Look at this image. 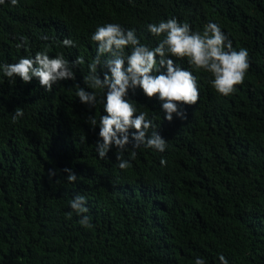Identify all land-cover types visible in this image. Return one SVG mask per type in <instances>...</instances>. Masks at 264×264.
I'll return each instance as SVG.
<instances>
[{"label":"trees","instance_id":"16d2710c","mask_svg":"<svg viewBox=\"0 0 264 264\" xmlns=\"http://www.w3.org/2000/svg\"><path fill=\"white\" fill-rule=\"evenodd\" d=\"M173 18L201 33L217 23L234 50H248L250 68L237 91L222 97L210 74L170 56L197 77L199 100L181 106L186 119L168 122L158 97L130 89L127 99L168 147L161 153L129 144L123 157L131 167L121 170L115 145L98 156L100 129L88 123L107 115L100 102L105 90L84 82L96 56L91 37L98 26L118 23L154 48L163 37L148 25ZM66 38L73 49L63 46ZM44 51L62 53L75 81L47 92L36 78L10 81L0 69V264H195L197 258L221 264L220 255L228 264H264V0L0 5V65ZM81 56L84 64L73 65ZM104 71L98 67L101 79ZM76 85L97 92L96 106L80 102ZM16 108L24 116L13 124ZM65 169L76 174L74 183ZM77 195L86 199L91 228L70 207Z\"/></svg>","mask_w":264,"mask_h":264},{"label":"clouds","instance_id":"9594fccd","mask_svg":"<svg viewBox=\"0 0 264 264\" xmlns=\"http://www.w3.org/2000/svg\"><path fill=\"white\" fill-rule=\"evenodd\" d=\"M5 2L6 0H0V5ZM10 3L17 6L19 0H10ZM148 31L155 37H163L154 48L142 44L135 30L125 31L118 23L98 26L91 37L97 43L96 56L88 65L89 72L84 77V82L89 89L105 90L100 102L107 115H101L99 123L95 117H89L88 123L93 129L97 126L100 129L102 143L97 145L98 156L104 159L115 145L119 149L117 160L121 170L131 167L129 160L123 157L129 144L132 149L143 146L161 153L168 147L166 140L154 130L146 113H138L134 103L127 99L130 89H142L148 98L158 97L168 122H172L174 116L186 119L181 106H193L199 100L197 77L192 71L175 64L170 56L177 60L186 59L196 72L210 74L212 87L222 97H229L237 91V86L244 83L250 68L248 50H234L232 41L217 23L209 22L201 33L193 32L187 22L180 23L173 18L148 25ZM42 39L47 40L48 37ZM24 43L17 46L23 47ZM62 44L67 48L76 46L73 40L67 38ZM84 62L82 56L77 57L73 65H83ZM98 67L106 69L103 79L98 73ZM0 69L10 81L19 77L28 84L36 78L47 92H51L53 86L61 81L76 79L62 53L50 57L47 51L37 52L34 58H21L17 63L0 65ZM162 69L166 71H161ZM76 87V96L81 103L96 106V91H86L79 85ZM23 116V109L16 108L12 114V123H18ZM130 129H135L131 138ZM134 155L135 152H132V156ZM166 163L161 160L162 165ZM64 171L68 173V182L74 183L77 180L71 169ZM54 175V172L49 173L50 178ZM85 205L86 199L82 195H77L70 201V207L81 217L79 223L85 228H91V217L87 215L89 209ZM219 260L221 264H228L223 255L219 256ZM195 264L205 262L197 258Z\"/></svg>","mask_w":264,"mask_h":264},{"label":"bare ground","instance_id":"6f19581e","mask_svg":"<svg viewBox=\"0 0 264 264\" xmlns=\"http://www.w3.org/2000/svg\"><path fill=\"white\" fill-rule=\"evenodd\" d=\"M71 49H73V48H71Z\"/></svg>","mask_w":264,"mask_h":264}]
</instances>
